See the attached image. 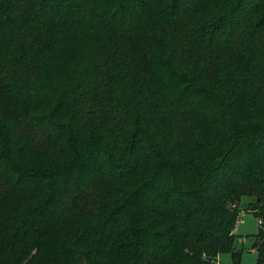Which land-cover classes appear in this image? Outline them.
Masks as SVG:
<instances>
[{"label": "trees", "instance_id": "obj_1", "mask_svg": "<svg viewBox=\"0 0 264 264\" xmlns=\"http://www.w3.org/2000/svg\"><path fill=\"white\" fill-rule=\"evenodd\" d=\"M264 264V0H0V264Z\"/></svg>", "mask_w": 264, "mask_h": 264}, {"label": "rangeland", "instance_id": "obj_2", "mask_svg": "<svg viewBox=\"0 0 264 264\" xmlns=\"http://www.w3.org/2000/svg\"><path fill=\"white\" fill-rule=\"evenodd\" d=\"M250 198L243 196L240 201V208L237 222L234 226V232L236 234V249L241 251L239 261L234 262L229 252H221L217 255L218 264H255L256 252L252 248L254 237L252 234L258 230V219L248 212L246 207L247 201Z\"/></svg>", "mask_w": 264, "mask_h": 264}, {"label": "crops", "instance_id": "obj_3", "mask_svg": "<svg viewBox=\"0 0 264 264\" xmlns=\"http://www.w3.org/2000/svg\"><path fill=\"white\" fill-rule=\"evenodd\" d=\"M235 233V232H234Z\"/></svg>", "mask_w": 264, "mask_h": 264}]
</instances>
